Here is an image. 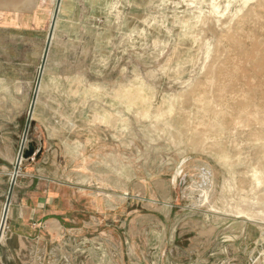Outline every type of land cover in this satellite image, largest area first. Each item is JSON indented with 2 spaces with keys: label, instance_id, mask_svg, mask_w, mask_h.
Returning <instances> with one entry per match:
<instances>
[{
  "label": "rangeland",
  "instance_id": "374dc122",
  "mask_svg": "<svg viewBox=\"0 0 264 264\" xmlns=\"http://www.w3.org/2000/svg\"><path fill=\"white\" fill-rule=\"evenodd\" d=\"M56 3L0 25V223ZM259 102L264 0H61L0 264H264Z\"/></svg>",
  "mask_w": 264,
  "mask_h": 264
},
{
  "label": "crops",
  "instance_id": "0c3cea01",
  "mask_svg": "<svg viewBox=\"0 0 264 264\" xmlns=\"http://www.w3.org/2000/svg\"><path fill=\"white\" fill-rule=\"evenodd\" d=\"M52 2L53 0H0V25L19 26L25 29L37 24L39 14L36 9L44 10L47 6H51ZM40 3L42 6H39ZM202 195V193L198 195V201L201 200Z\"/></svg>",
  "mask_w": 264,
  "mask_h": 264
},
{
  "label": "water",
  "instance_id": "95a60500",
  "mask_svg": "<svg viewBox=\"0 0 264 264\" xmlns=\"http://www.w3.org/2000/svg\"><path fill=\"white\" fill-rule=\"evenodd\" d=\"M60 1L61 0H57V3H56V8H55V12H54V15L52 18L50 32H49L48 37H47V44L45 47L43 59H42L41 65H40V70H39V74H38L37 81H36L35 91H34V94L32 97V101H31L29 111H28V115H27V119H26L25 129H24V133H23V137H22V141H21V146H20V154H19L17 161H16V164H15L13 179L11 182V186L9 188L7 200H6L5 207H4L3 214H2V219H1V223H0V243H1V238H2L3 227H4V224L6 222V218H7V214H8V209H9V205H10V199H11V194H12V190H13V185L15 183V174L17 173V171L19 169L21 159H28L34 153V149L32 146H29L28 150H24V144H25V141L27 138L28 129H29L30 122L32 119L33 109H34L36 98H37V92L39 89V84L41 81V77H42V73H43V69H44V64H45L46 57L48 54L49 44L51 41V37H52V33H53V27L55 24V20H56L57 12L59 9Z\"/></svg>",
  "mask_w": 264,
  "mask_h": 264
},
{
  "label": "bare ground",
  "instance_id": "6f19581e",
  "mask_svg": "<svg viewBox=\"0 0 264 264\" xmlns=\"http://www.w3.org/2000/svg\"><path fill=\"white\" fill-rule=\"evenodd\" d=\"M255 104V103H254ZM256 109H259V108H262V109H264V103H262V102H259V103H257L256 105H253ZM246 107H251L250 105H248V106H246ZM248 120H250V121H258L259 120V114H249L248 115ZM263 123H264V119H263V121H262ZM249 133V136L250 137H252V135L254 136V137H258L259 136V133H257V134H252V132L250 131V132H248ZM258 178V180L259 181H261V178L260 177H257ZM264 215V214H263Z\"/></svg>",
  "mask_w": 264,
  "mask_h": 264
}]
</instances>
